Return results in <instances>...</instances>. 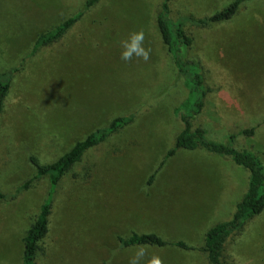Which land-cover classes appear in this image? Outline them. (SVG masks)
Here are the masks:
<instances>
[{
	"label": "rangeland",
	"instance_id": "rangeland-1",
	"mask_svg": "<svg viewBox=\"0 0 264 264\" xmlns=\"http://www.w3.org/2000/svg\"><path fill=\"white\" fill-rule=\"evenodd\" d=\"M165 0H101L58 41L32 54L37 37L80 12L86 0H0V73L14 70L0 115V264H23L24 237L49 198L30 162L53 163L117 117L134 121L88 150L58 184L36 264H129L133 234H156L191 250L145 247L139 264H209L208 230L232 219L250 173L231 158L196 151L166 154L184 126L176 108L187 97L163 44L157 18ZM234 0H170L186 18L189 58L208 94L193 121L210 140L259 155L264 163V0L244 2L228 22L207 18ZM143 31L147 62L120 59L121 41ZM255 129L253 136L241 131ZM164 166L160 168L162 162ZM48 197V198H47ZM224 247L229 264H264V211Z\"/></svg>",
	"mask_w": 264,
	"mask_h": 264
},
{
	"label": "trees",
	"instance_id": "trees-1",
	"mask_svg": "<svg viewBox=\"0 0 264 264\" xmlns=\"http://www.w3.org/2000/svg\"><path fill=\"white\" fill-rule=\"evenodd\" d=\"M101 0H86L83 9L77 14L64 20L54 28L40 34L34 44L32 54L40 49L58 43L65 34L83 17V15L96 6ZM251 0H234L223 10L214 13L212 16L193 20L195 24L208 27L225 23L233 19L244 2ZM170 0H165L161 6L157 18V27L160 32L163 44L166 46L179 78L187 89V97L176 108V116L183 123V130L178 134L174 147L168 151L165 160L172 158L177 151H196L203 149L209 153L222 157H228L233 162L246 169L250 173L248 190L242 200L237 204L236 211L231 220L222 222L212 227L205 236L203 252L206 253L209 264H229L223 259L225 244L240 233L244 226L264 211V163L259 155L249 150H238L233 147L236 135L230 137V144H223L210 140L203 128H195L193 121L200 115L205 106V99L208 88L205 84L203 70L197 59L189 58V51L193 38L185 28L186 18L174 20L171 17ZM14 70L0 73V115L3 112L4 100L11 87ZM134 121V116L117 117L112 122L89 134L84 140L77 142L72 149L62 155L58 160L49 164H42L35 156H30V162L36 168V175L33 179L19 187V193L29 187L33 180L47 177L50 183L48 199L43 203L35 222L31 225L24 237L23 264H36V256L41 241L48 233V218L51 212L53 196L59 182L76 164H78L86 152L99 144L105 142ZM255 129H246L240 132L242 135L253 136ZM160 168L150 178L153 180ZM9 196L0 193V204ZM123 247L130 246H157L175 247L183 250L192 248L184 242H169L163 240L156 234H133L129 239H121Z\"/></svg>",
	"mask_w": 264,
	"mask_h": 264
},
{
	"label": "clouds",
	"instance_id": "clouds-1",
	"mask_svg": "<svg viewBox=\"0 0 264 264\" xmlns=\"http://www.w3.org/2000/svg\"><path fill=\"white\" fill-rule=\"evenodd\" d=\"M145 35L144 32H132L129 34L128 39L122 40L121 47L123 51L121 52L120 59L125 62H129L135 56L138 59H142L147 62L150 58L151 49H146L144 45ZM145 256V247L140 246L136 251L135 255L130 259L129 264H139L140 260ZM147 264H163V261L158 256H152Z\"/></svg>",
	"mask_w": 264,
	"mask_h": 264
}]
</instances>
